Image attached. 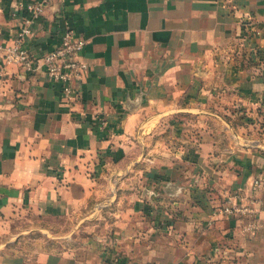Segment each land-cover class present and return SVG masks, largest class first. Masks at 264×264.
I'll return each mask as SVG.
<instances>
[{"label": "crops", "instance_id": "1", "mask_svg": "<svg viewBox=\"0 0 264 264\" xmlns=\"http://www.w3.org/2000/svg\"><path fill=\"white\" fill-rule=\"evenodd\" d=\"M14 12L0 0V44ZM67 27L88 65L72 108L0 53V264H264V0H53L24 48L39 60ZM118 184L152 200L112 202ZM232 195L257 202V231L220 214ZM39 218L73 228L20 227ZM83 222L104 232L46 246Z\"/></svg>", "mask_w": 264, "mask_h": 264}, {"label": "built area", "instance_id": "2", "mask_svg": "<svg viewBox=\"0 0 264 264\" xmlns=\"http://www.w3.org/2000/svg\"><path fill=\"white\" fill-rule=\"evenodd\" d=\"M52 1L12 0L15 9L12 16L16 17L18 12L23 13L24 16L15 39L9 45L0 44V53L7 65H17L30 74L43 72L48 80L59 86L65 104L72 108L81 99L76 85L88 70V65L80 58L85 46L84 40L76 37L74 32L67 27L59 46L39 60H34L24 48L25 40L32 34L31 25L42 17ZM241 26L242 39L247 40L250 36L258 37L260 35L251 18L245 19ZM100 122L101 126L104 125L102 120ZM261 186L260 180L257 179L253 182L254 189H259ZM244 201L245 199L239 195L227 197L219 212L226 217H247L249 222L244 230L252 234L260 228L255 220L257 202L246 203Z\"/></svg>", "mask_w": 264, "mask_h": 264}, {"label": "rangeland", "instance_id": "3", "mask_svg": "<svg viewBox=\"0 0 264 264\" xmlns=\"http://www.w3.org/2000/svg\"><path fill=\"white\" fill-rule=\"evenodd\" d=\"M188 119V118H187ZM177 121H179V119H177ZM263 122V121H262ZM245 124V123H243ZM249 127V125H246V128ZM250 130H249V133L250 134H257V135H260V134H264V131H262L264 129V125L262 123V125L260 126V124L258 125V127L256 128H251L249 127ZM195 131H192L191 134L195 135ZM167 139V138H166ZM164 140L165 143H167V140ZM163 141V140H162ZM167 145V144H165ZM134 184V183H133ZM117 189L115 188L113 191H112V202H137V199L138 200H144L145 202H150L152 200V196H150V194L152 195V193L148 192L149 195L147 194V192L145 191H142V189H138L137 192H135V190L127 195V194H124L123 191L119 188H122L121 187V184H118L117 185ZM110 193H104L103 190L101 191H98L97 192V195L95 196V198H91L89 200V202H106L105 200H107V202H109V196ZM101 211V210H99ZM22 216H29V215H26L25 213L22 215ZM101 220V219H100ZM24 222V221H23ZM31 222L33 223H21L20 224V227H25L27 225L29 226H33V227H48V229L54 233V234H67L69 231H71V229L73 228L71 222H66V223H57V222H50L49 224L46 223V222H43L41 221V219H36V220H32L31 219ZM102 232H104V225L103 224H98V222L96 223H91V224H87L86 222H83L81 223V225L79 226V231H78V235H76V238L75 240H69V241H62V240H56L55 236L54 238L55 239H46L47 241V244L46 246L47 247H52V248H57V246H59L60 248L63 247V246H79V245H82L84 243V240H85V237L86 239L87 238H90V237H94L95 235H102ZM37 236H34L33 239L37 238L39 233L37 231Z\"/></svg>", "mask_w": 264, "mask_h": 264}]
</instances>
